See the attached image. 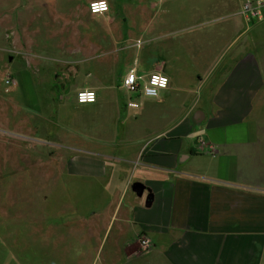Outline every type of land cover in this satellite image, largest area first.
<instances>
[{"label":"crops","instance_id":"crops-1","mask_svg":"<svg viewBox=\"0 0 264 264\" xmlns=\"http://www.w3.org/2000/svg\"><path fill=\"white\" fill-rule=\"evenodd\" d=\"M168 1L151 0L148 26L156 38L175 34L164 31ZM205 9L206 19L215 14ZM243 23L231 20L233 33L217 47L233 46L228 63H198L186 87L175 68L159 71L169 79L153 101L170 104L163 120L137 124L140 111L120 110L113 94L101 98L96 92L94 103H74L113 102L112 124L89 127L83 141L72 145V187L80 181L87 190L90 183L103 194L101 206L78 199L72 221L59 232L60 248H69L76 261L264 264V63L251 54ZM209 32L202 30V51L213 43ZM200 140L215 147L214 155L200 148ZM44 179L38 181L40 194ZM134 182L152 193L149 207L146 192L137 197L131 191ZM2 206L0 236L18 244L17 214L6 220ZM140 236L150 241L147 251Z\"/></svg>","mask_w":264,"mask_h":264},{"label":"rangeland","instance_id":"rangeland-1","mask_svg":"<svg viewBox=\"0 0 264 264\" xmlns=\"http://www.w3.org/2000/svg\"><path fill=\"white\" fill-rule=\"evenodd\" d=\"M106 1L109 12L94 16L86 0H0V205L6 220L17 214L19 223L18 244L0 236V264H87L60 248L59 232L72 221L78 199L101 206L103 194L90 183L87 190L80 181L72 187L67 172L72 145L83 141L89 127L112 124L113 102L77 106V92L113 94L120 110L140 111L137 124L158 122L170 104L125 92L122 77L128 71L136 68L145 76L175 68L186 87L198 63L230 61L233 46L217 47L233 33L231 20L241 18L238 0H169L164 31L175 34L157 38L148 26L151 0ZM203 8L215 14L206 19ZM242 27L253 43L251 54L264 63V21ZM203 29L213 39L204 51ZM129 101L138 107H128Z\"/></svg>","mask_w":264,"mask_h":264},{"label":"built area","instance_id":"built-area-1","mask_svg":"<svg viewBox=\"0 0 264 264\" xmlns=\"http://www.w3.org/2000/svg\"><path fill=\"white\" fill-rule=\"evenodd\" d=\"M239 1V9H238V15L241 17L243 22L246 25H249L251 23L257 25L264 21V0H238ZM99 0H93L88 3V11L92 15H100L107 13L109 11V4L107 3L108 10L103 12H96L93 13L91 5L93 3H98ZM159 77H166L163 73L159 71L150 72L147 75L143 76L142 73H138L136 68H132L130 71H128L123 77H122V88L127 93H135L139 91L138 96H142L144 98H157L160 94V92L168 87L169 79L167 78L166 87L161 88L159 86ZM154 78H157V83L153 84L152 81ZM144 81L143 85L141 86L140 81ZM85 91V90H83ZM83 91H79L76 93L75 100L78 104H92L87 101L84 103H81L79 101V94ZM90 91V90H88ZM93 92V91H92ZM95 93V92H94ZM95 101H96V94H95ZM94 103V102H93ZM127 106L130 108H137L138 104L133 101H129L127 103ZM200 148H206V152L214 155L215 153V147L212 145H205V143L200 140ZM138 243L143 251H147L151 244L148 238L144 236H140L138 238Z\"/></svg>","mask_w":264,"mask_h":264},{"label":"clouds","instance_id":"clouds-1","mask_svg":"<svg viewBox=\"0 0 264 264\" xmlns=\"http://www.w3.org/2000/svg\"><path fill=\"white\" fill-rule=\"evenodd\" d=\"M93 13H96L98 11L103 12L108 10V6L106 3V0H99L98 3H93L91 5ZM159 86L161 88L166 87L167 78L166 77H159ZM153 84L157 83V78H154L152 81ZM79 101L81 103H84L85 101L89 103L95 102V93L92 91L85 90L79 94Z\"/></svg>","mask_w":264,"mask_h":264},{"label":"water","instance_id":"water-1","mask_svg":"<svg viewBox=\"0 0 264 264\" xmlns=\"http://www.w3.org/2000/svg\"><path fill=\"white\" fill-rule=\"evenodd\" d=\"M200 117V114H196L195 115V119L196 121L198 120L197 117ZM131 191L137 196V197H142V195L144 194V192H146V196H145V207H149L152 203L153 200V196L152 193L150 192V190L148 188H146L142 183L140 182H134L131 185Z\"/></svg>","mask_w":264,"mask_h":264}]
</instances>
